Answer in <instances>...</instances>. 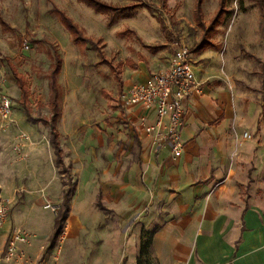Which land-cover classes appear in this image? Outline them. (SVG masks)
<instances>
[{
  "label": "rangeland",
  "instance_id": "rangeland-1",
  "mask_svg": "<svg viewBox=\"0 0 264 264\" xmlns=\"http://www.w3.org/2000/svg\"><path fill=\"white\" fill-rule=\"evenodd\" d=\"M100 1L116 10L96 12L82 0H0V20L6 23L4 27L0 22V92L11 101L9 120L0 117V200L10 201L8 220L0 230L22 226L30 235L29 245L38 244L36 264H100L104 256L119 252L121 203L114 194L102 192L101 184L110 169L111 174L116 171L119 144L129 140V123L119 120L116 109L122 115L123 83L140 65L148 73L155 71L150 65L165 61L180 46L190 50L196 64L193 49L204 39L211 44L201 50L210 69L225 85L231 79L264 104L261 0H227L221 23L210 31L207 25L218 0H201L202 25L196 0ZM53 5L89 41L75 42L50 13ZM54 51L61 58L55 130L63 165L55 163L49 127L25 115L7 66L25 78L31 116L47 117ZM130 166L122 164L125 171ZM66 189L69 210L61 232L49 242V227Z\"/></svg>",
  "mask_w": 264,
  "mask_h": 264
},
{
  "label": "crops",
  "instance_id": "crops-1",
  "mask_svg": "<svg viewBox=\"0 0 264 264\" xmlns=\"http://www.w3.org/2000/svg\"><path fill=\"white\" fill-rule=\"evenodd\" d=\"M201 50L193 51L198 86L183 100L178 157L145 133L141 117L153 123V107H123L122 115L116 109L119 120L129 123V140L119 144L116 171L109 170L101 187L121 203V233L119 252L100 264H136L142 230H154L159 264H264V104L231 79L225 85ZM172 53L150 65L155 71L140 65L123 91L165 68ZM124 161L131 163L128 171ZM10 230H0V252ZM37 245L21 246L27 264H36Z\"/></svg>",
  "mask_w": 264,
  "mask_h": 264
},
{
  "label": "built area",
  "instance_id": "built-area-1",
  "mask_svg": "<svg viewBox=\"0 0 264 264\" xmlns=\"http://www.w3.org/2000/svg\"><path fill=\"white\" fill-rule=\"evenodd\" d=\"M197 86L191 52L185 46H180L173 51L165 68L151 74L144 82L132 84L123 93L121 106L153 107L155 112L153 123L144 124L145 119L141 117L144 131L150 136L152 144L167 145L171 154L178 157L184 144L181 138V129L184 126L183 100ZM10 113L11 101L8 96L0 92V117L9 120ZM246 135L244 133V136ZM9 207L8 199L0 200V227L8 218ZM45 208L56 212L54 205L46 204ZM29 243L28 232L21 226H14L0 252V262L24 263L26 258L21 246Z\"/></svg>",
  "mask_w": 264,
  "mask_h": 264
},
{
  "label": "trees",
  "instance_id": "trees-1",
  "mask_svg": "<svg viewBox=\"0 0 264 264\" xmlns=\"http://www.w3.org/2000/svg\"><path fill=\"white\" fill-rule=\"evenodd\" d=\"M85 4L90 6L96 12H106L108 10H116L115 7L102 2L100 0H82ZM227 0H218V6L211 17L208 25L207 30H213V28L220 24L222 21V17L227 12L225 8V3ZM264 3V0H261ZM200 4L201 0H196V16L198 22L201 23L200 17ZM261 11L264 12V4L260 7ZM50 13L56 14L64 26V28L69 32L75 42L82 41L87 42L89 39L84 36L82 30L79 26L72 21L70 17H68L65 13L59 10L56 6H52L50 9ZM1 24L5 27L6 23L1 19ZM206 45H211L210 42H206V40H200L194 47L193 51H198L205 47ZM52 64H51V72H50V82H49V115L47 117H37L33 118L31 116L30 110L28 108V88L26 85V81L24 76L19 73L16 68L7 62V66L9 68L10 74L15 80V84L19 89V103L23 108L25 115L28 119L32 120L33 122H39L43 125L49 127L50 130V139L49 142L53 148V152L55 155V163L57 165H63L62 157H61V149L59 143L57 141V132L55 130V124L57 119L60 116V109H59V98H60V90L57 84V75L61 69V58L57 51H54L52 54ZM69 200H70V190L66 189L62 195V201L59 207L58 212L54 215L53 220V231L51 236L49 237V242H53L55 238L61 232V228L63 226L64 219L67 216L69 210ZM154 236V230H142L140 234V242L138 248V255L136 258V264H159L156 257L153 255L152 250V240Z\"/></svg>",
  "mask_w": 264,
  "mask_h": 264
}]
</instances>
